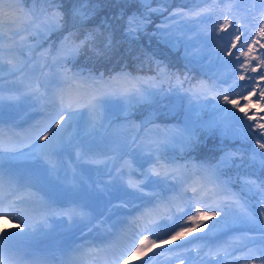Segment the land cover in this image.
<instances>
[{
	"label": "snow or ice",
	"instance_id": "snow-or-ice-1",
	"mask_svg": "<svg viewBox=\"0 0 264 264\" xmlns=\"http://www.w3.org/2000/svg\"><path fill=\"white\" fill-rule=\"evenodd\" d=\"M26 2L0 0V103L7 99L20 105L31 102L42 104L49 109L48 118L43 125L33 126L32 135L35 138L28 137L29 143L21 141V145L15 147L11 146V138L7 145L0 139V157L6 152L12 153V159L26 158L36 169L54 171L59 158L68 148L80 147L73 143L79 135L74 130V122L77 116L83 114L82 109L96 117L90 122L93 129L102 127L101 110L106 98L124 96L130 100L143 99L146 95H152L150 88L158 87L150 81L161 77L166 78L169 85L175 81L178 89H184L188 84L186 92L197 99L203 97L207 100L208 93L212 92L209 103L213 118L197 122L186 117L183 126L172 130V135H165L162 141H151L157 147L151 151L149 145L147 167L145 163L126 159L130 152H118L115 148L111 154L92 148L77 153V160L103 165L107 169L105 175L108 179L94 182L87 193L93 201L91 204L61 206L52 193L44 192L39 187L40 178L36 173L24 174L16 168L0 167V214L21 219L27 229L25 231L18 224L19 231L0 235V264H4L5 257L8 264H47L50 252L38 245L26 246L23 242L26 239L36 240L48 229L50 221L60 219L69 226L83 223L88 233H92L111 209H127L133 201L140 203L135 204L129 213L131 220L124 221L134 228L133 241L126 248L114 252L112 236L115 234L92 236L84 234L81 228V242L74 247L69 246V251L78 253L77 259L81 260L127 264L132 255L146 254V241L147 251L157 246V240H149L150 235L156 234L162 246L193 232H205L207 228L205 236L193 237V240L177 245V248L184 249L196 240L207 239L208 233L218 230V239H229H224L214 248L209 247V256L223 260L231 256L233 260H243L245 264H256L259 260L260 264H264V123L248 113L253 106L251 98L256 95L257 89L258 99L264 101V87L257 82L264 81V51L256 54L257 45L264 49V43L252 39L253 35L264 39V0H258V5L254 2L247 9L249 19L255 21L253 28L258 29L255 32L247 26L242 27L240 19L235 16L229 18L232 12L229 7L228 12H222L217 17L212 32L207 33V38L214 43L224 42V47L216 50L217 62L232 69L228 78L231 81L230 90L217 84L209 86L203 81L192 84L188 75L171 74L159 64L156 78L132 76L127 72L108 77L104 73L84 76L68 68V64L85 49L93 50L97 56L115 54L118 26L126 39H135L143 34L151 23L152 15L163 11L152 8L151 0H138L144 6L143 11L121 9L95 27H89V23L97 16L102 0H76L69 17L71 28L55 49L51 45L44 48L43 43L51 32L65 29L69 23L60 3L57 0H41L47 7L37 9L25 8ZM128 2L123 0L125 4ZM212 12V8L200 9L192 15L211 19ZM186 15L183 10L170 12L161 24L156 25L155 32L170 43H181L168 21ZM197 22L203 21L198 19ZM241 37H244L245 43L238 47ZM246 78L248 83L241 84ZM223 82L228 83V80ZM245 90L247 95H244ZM233 96H239L247 103L241 106ZM260 120H264V116ZM217 134L221 142L252 141L251 160L255 162L259 157L261 176L244 179L239 191L233 190L231 181L221 179L224 175L221 165L233 164L238 158V149L222 148L215 164H178L175 159L167 158L162 150L168 143L178 142L191 156L206 142V138ZM139 139L135 137L131 142L136 143ZM124 147L127 148V145ZM239 158L243 164V157ZM250 195L258 197L255 211L249 204ZM129 197L131 199L126 201L125 198ZM114 200L120 203L115 204ZM209 212L216 217L215 223L200 227ZM161 220L165 223L161 224ZM236 224L258 225L259 235L245 233L233 236L232 233L238 230ZM161 227L168 233V239L159 237L156 230ZM237 251L240 253L238 256L235 255ZM145 264L150 262L146 261Z\"/></svg>",
	"mask_w": 264,
	"mask_h": 264
},
{
	"label": "rangeland",
	"instance_id": "rangeland-1",
	"mask_svg": "<svg viewBox=\"0 0 264 264\" xmlns=\"http://www.w3.org/2000/svg\"><path fill=\"white\" fill-rule=\"evenodd\" d=\"M168 3L174 1V0H166ZM179 2L184 0H177ZM203 0H188L190 3H198ZM25 8H33L32 6L24 5ZM195 18H193L191 15L188 20L183 21V26L181 24L182 30L180 32H188L189 29L193 28L197 23L195 22ZM194 23H196L194 25ZM206 26L200 27V30H205ZM204 33L202 31H195L190 35H197L195 37H192L190 39H182V53L183 56L190 58L195 65H199L204 74L206 75L205 79L201 80L205 82L207 85H213L217 84L220 88L229 89V84L231 81L228 79L230 73L227 72L225 69L219 68L217 61V54L213 52L212 49H208V58L207 54V46L206 43L203 41V39L200 36V33ZM191 37V36H189ZM177 44V43H176ZM180 44L178 43L177 46ZM44 48L49 47V43H46L43 45ZM35 54V53H34ZM28 71H31L30 69ZM121 72H127L129 71H119L115 74L121 73ZM114 74V75H115ZM131 74V73H130ZM132 76H135L131 74ZM138 77H144L139 76ZM228 80V83H224L223 81ZM259 82V81H257ZM264 83V81H261ZM158 86L159 83L155 82ZM241 84L248 83L247 78L245 81H241ZM189 87L185 86L184 89H178L174 87L171 91L172 93V102L170 104V109L172 113H176L182 109L183 105H185V108L188 109V113L185 115V118L188 117L190 120L201 122V121H209L213 118V112L211 105L209 101L211 100V97L213 95L212 92L208 93V98L205 100L203 97L200 99H197L196 97L191 96L186 92L185 89ZM157 87L150 88L151 92L155 91ZM230 90V89H229ZM239 91V90H238ZM5 96H7V93H4ZM244 95H247V91L245 90ZM259 93L257 91L256 95L253 96L252 103L253 106L248 109L249 115H255L256 119L259 120L261 123H264V120H260V117L264 116V101H260L258 99ZM232 98L238 99L241 106L247 103V101L240 99L239 96H233ZM130 99L124 97V96H110L106 98L103 108L101 110V115H106L105 113L102 114L104 111L110 116L114 114V111L118 112L120 110L119 106H122L126 101ZM204 105H208L205 107ZM111 107L109 111L106 110L107 107ZM228 107H231L230 105ZM205 109V112L203 111ZM48 111L49 109H46L42 104H36L34 102L31 103H24L23 105L20 104H14L12 102H9L7 99H5L2 103H0V121L5 122V124H11L14 127H16L18 130H21L19 128V125H24L30 121H33V126L41 124L43 125L47 118H48ZM83 113L82 115L77 116L75 122H74V130H77L82 127L90 126V115L86 113V110H81ZM106 115L105 117H108ZM239 115L243 116V113H240ZM184 118V122H185ZM4 119V120H2ZM183 122V123H184ZM182 123V126H183ZM249 123H254V121H249ZM77 128V129H76ZM26 128H23L22 130H25ZM16 133V132H15ZM27 133V132H26ZM20 134L18 135V139L15 141V147H19L21 145V141L24 143H29L25 141V138L31 137L32 132H28L27 134ZM173 133L168 134L169 136ZM136 137H139L140 139L137 140V143L140 145V151L134 158L135 161H139L140 163H145V167H147L146 161L148 160V152L150 150L149 145L151 144V141L153 140H160L162 141L164 139V134L158 135L153 132H150L147 129L141 130ZM147 137L148 139H145ZM35 138V137H34ZM141 141L143 143L141 144ZM40 143H46L44 141H41ZM75 144H79L80 147H70L67 151H65L62 156L59 158V162L57 164V167L54 171H47L44 168L36 169L26 158H19L18 160L24 161L25 164H17V166L21 169L27 168V174L36 173L40 178V185L44 192H49L53 194V198L57 201V203L61 206L63 204H67L64 207L73 206V205H82V204H91L93 203L92 200L89 199L87 193L91 191V188L93 186L94 182H99L100 180H107L108 177L105 175V172L107 169H104L103 165H97V164H91L84 161H79L76 159L77 153H80L82 151H86L87 149L83 146L81 142L78 141V138L73 142ZM129 138L127 136H123L122 127L119 124V121L115 119V122L112 125V129L110 132L106 133L104 144L106 145V149L104 150H94L99 152H107L111 154L112 149H117L119 152L120 150H124L127 152H130L129 148H125L124 145L126 144L128 146ZM173 142H170L168 144H171ZM167 144V145H168ZM176 146H180L178 142L175 144ZM157 145L151 144V151H155ZM138 149V145H137ZM25 151H28L27 148L24 149ZM11 156L13 154L11 153ZM130 156H133V154L130 152ZM130 156L126 157V159H130ZM169 159H175L178 164H183L178 157L175 155L167 157ZM11 158H5L4 155L0 157V160H6ZM133 159V157H132ZM193 164H199L198 161H195ZM21 166V167H20ZM139 167V165H137ZM143 170V169H141ZM150 190V189H146ZM234 190V187H233ZM190 195V193H189ZM131 198H125V200H130ZM113 203L118 204L120 201L114 200ZM139 201H133L132 203H129V205H135L139 204ZM111 208V206H109ZM128 208H134L128 207ZM127 209H115L113 212L109 211L105 214L104 217L101 218V221L98 222L99 226L98 228H95V231H99L100 233L105 232L107 229H109L114 223H118V220L121 219V216L127 215L129 213V210ZM264 219V218H263ZM62 220L55 219L49 222L48 229L41 233L40 236L34 240L35 244L39 247H43L46 245H51L54 249L53 252L58 251L59 243H62L65 241V239H71L73 238L75 234H73L76 229L79 226H83V223L81 224H75L69 226L66 222L63 221L62 224H59ZM216 217L213 216L211 212H209L208 218L205 219L204 223L200 227H204L205 225L211 226L213 223H215ZM165 223V221L161 220V224ZM15 224H19L20 222L17 220H12L11 217L7 216H1L0 214V235H6L8 231H13L12 226H15ZM237 226L240 224H236ZM22 228H25L21 224ZM242 226V225H241ZM248 228L253 229L254 225H247ZM91 227V225H89ZM163 228V227H161ZM87 228L83 229V232ZM133 226L130 224L127 227L126 233L122 236L123 240H126L127 245L132 243L133 239L131 241H128L125 235H128L132 230ZM164 231H159V237L162 239H168V233L166 232L165 228H163ZM159 228L156 230L158 231ZM19 231V230H15ZM25 231L27 229L25 228ZM207 228H205V232H193L187 235L186 237L174 241L176 242V245L174 246V250H178V253L171 255H175L173 258L169 259L168 252L170 249L163 250L157 255L153 260H155V263L157 264H181V262L185 263V261L189 258H192L194 260H198L201 258L199 263H187V264H245L243 260H233V258L230 256L227 258V260H223L221 257H206V253H208L209 247H215V245L223 243L224 239H229V237H223L222 239L217 240L216 237L220 236V232L217 230L213 233H208V238L204 240H196L192 244L186 245L184 249L177 248V245L185 244L186 241L193 240V237L196 236H205L207 233ZM242 230L238 229L236 232L232 233L233 236H240L243 234H240ZM246 233V231H244ZM248 234H253L252 232H247ZM79 236V234H77ZM149 240H157V246L152 248L151 251H147V241H146V247L145 251L146 254L141 255H132L131 259L127 261V264H145L148 255L157 249L158 247H161L159 244V239L157 238L156 234L150 235ZM172 242L171 244H173ZM138 243V241H137ZM178 243V244H177ZM119 245V246H118ZM124 245L119 244V242H116L114 244V247H116L119 250H122L121 247ZM130 254V253H129ZM235 255H240V253L237 251ZM152 260V261H153ZM151 261V262H152ZM202 261V262H201ZM150 262V264H151ZM259 260L256 261L258 263ZM5 264V263H4Z\"/></svg>",
	"mask_w": 264,
	"mask_h": 264
},
{
	"label": "trees",
	"instance_id": "trees-1",
	"mask_svg": "<svg viewBox=\"0 0 264 264\" xmlns=\"http://www.w3.org/2000/svg\"><path fill=\"white\" fill-rule=\"evenodd\" d=\"M30 1L32 0H27V2ZM57 2L60 3L61 9L65 13V18L69 20V23L65 26V29L53 31L48 35L47 38H51L50 44L52 47H58L61 39L68 34L67 30L71 28L72 23L69 17L76 0H57ZM254 2L258 5V0H207L198 7L190 6L192 10L190 8L188 9L189 12L193 14L200 9L212 8L214 18L211 24L215 26L217 17L221 16L222 12H228L229 7H231L232 12L229 18L235 16L237 19H240L242 27L247 26L251 31L255 32L258 30L253 28L255 21L250 20L247 13V9L250 8ZM45 7H47V5H45ZM151 7L160 8L163 11L152 15L151 23L143 34L135 39H126L122 36L121 29L118 26L115 32V37L118 41L115 54L110 56H97L93 50L85 49L80 56L68 64V68L73 69L78 67L82 68L85 72H99L102 70L103 73L108 76L117 69L127 67L136 74L152 75V78H156L158 75L157 64H159L160 67L166 68L171 74H179L181 76L185 74L188 75L192 84L205 79L206 76L201 72L200 68L195 65L196 63L190 58L183 56L181 45L176 46V43H170L168 40L162 39L161 34L155 32L156 25L161 24L170 12L183 10V12L186 13V5L184 3L183 5H179L175 3V1L169 4L166 0H151ZM121 9L125 11H136L137 9L143 11L144 6L138 2V0H129L127 4L123 3V0H102L98 14L95 19L89 23V27L97 26L99 22L105 18L110 19ZM201 17L204 18V16ZM180 18L168 21L174 35L179 39H190L194 37V35L190 34L195 32V28H191L186 33H179V31L182 30L179 24ZM206 27H211V25H206ZM229 30L231 31V29ZM81 31H83V29H81ZM220 35H224V33H220ZM200 36L204 41H207V45L209 44L213 48H215V46L218 49L224 47L223 41L214 43L212 40H208L206 36ZM252 39H259L260 43H264V39H260L255 35L252 36ZM244 43L245 39L241 37V41L238 42L237 46L239 47ZM261 51H264V49H260L259 45H257L256 54L259 55ZM206 54L208 56V53ZM157 80L161 83L163 82V87L166 86L165 88H168L169 83L166 78L161 77ZM258 83L260 87H264L263 82L259 81ZM257 91L259 93V89H257ZM161 92L157 91L152 95L145 96L143 99L129 104L124 112L119 113L121 118L125 117L128 120L125 126L127 130H136L137 128L144 127L158 134H164L166 132H172V130L181 126L185 115L188 113V109H186L184 105L181 112L173 114L170 109V104L172 102L171 95L162 94ZM203 111L205 112V109H203ZM251 146L252 141L250 140L243 142L237 141L235 143L229 140L221 142L219 134H217L210 138H206V142L202 143L201 147L196 152L192 153L191 156H188L183 149L178 151L175 145L167 146L164 149V153L168 154L174 152L184 160L200 159L204 164H215L220 158L222 148H228L234 151L238 149V158L233 164L229 166L221 165V169L224 173L221 179L231 181L234 189L239 191L244 179H255L261 176L259 157L256 158L255 162L251 160ZM239 157H243V164H241ZM248 199L250 206L256 209L258 207V197L250 195ZM245 226L248 227L247 225ZM253 228L257 229L258 225H254Z\"/></svg>",
	"mask_w": 264,
	"mask_h": 264
},
{
	"label": "bare ground",
	"instance_id": "bare-ground-1",
	"mask_svg": "<svg viewBox=\"0 0 264 264\" xmlns=\"http://www.w3.org/2000/svg\"><path fill=\"white\" fill-rule=\"evenodd\" d=\"M33 128V121H30V122H28L27 123V129H25V130H18L16 127H14L13 125H5V124H1L0 125V130L1 129H4V130H6V131H8L10 134L11 133H14V132H20V133H25L26 134V132H28V131H30L31 129ZM5 143H6V145L9 143V141H5ZM15 142L11 139V146H15ZM4 155V159L5 158H10V157H12L11 156V153H4L3 154ZM15 162H18V160L17 159H10L9 161H7V162H5V163H3L1 160H0V167H4L5 165H11V164H14ZM19 162H22V163H24V161H22V160H20ZM7 217H11L12 218V220H17V221H19L20 222V226H21V224L23 225V226H25L23 223H22V221H21V219H14L12 216H8L7 215ZM17 225L18 224H15V226H12V229H16L17 228ZM123 226V225H122ZM22 227V226H21ZM32 241H30V240H25L23 243L26 245V246H29L28 245V243H31ZM5 260H6V258H5Z\"/></svg>",
	"mask_w": 264,
	"mask_h": 264
}]
</instances>
